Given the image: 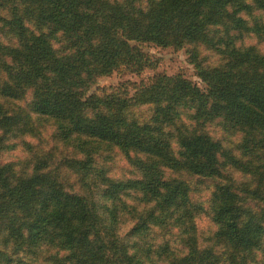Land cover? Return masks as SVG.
I'll return each instance as SVG.
<instances>
[{"label": "trees", "instance_id": "obj_1", "mask_svg": "<svg viewBox=\"0 0 264 264\" xmlns=\"http://www.w3.org/2000/svg\"><path fill=\"white\" fill-rule=\"evenodd\" d=\"M0 264H264V0H0Z\"/></svg>", "mask_w": 264, "mask_h": 264}, {"label": "rangeland", "instance_id": "obj_2", "mask_svg": "<svg viewBox=\"0 0 264 264\" xmlns=\"http://www.w3.org/2000/svg\"><path fill=\"white\" fill-rule=\"evenodd\" d=\"M255 44V42H253ZM143 50L150 55L151 57L155 58L158 62L156 63V71L158 72H164L167 75H175V74H182L186 78H188L190 81H192L195 85H197L199 88L203 89V85L200 83V80L196 76V71L194 69V66L189 63L188 56L185 52V50L180 51H174L172 49H161V48H155L151 46L143 45ZM262 48V47H261ZM263 49V48H262ZM153 74L152 71H146L143 75L140 77L133 76V75H124V76H118L113 75L109 78H102L98 81V87H108L110 85L116 84L120 81L125 80H131L133 82H138L142 78H148L151 77ZM207 130L214 136H219V129L216 126H208ZM21 153H14L13 156H21ZM8 158V157H5ZM208 197V193H203L201 195V200L206 201ZM200 228L207 227V224L205 221L201 220L199 222Z\"/></svg>", "mask_w": 264, "mask_h": 264}]
</instances>
